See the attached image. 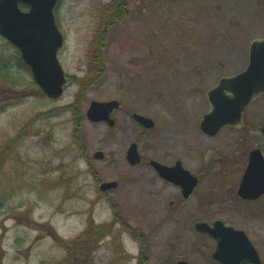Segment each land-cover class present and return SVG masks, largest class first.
<instances>
[{"label": "rangeland", "instance_id": "rangeland-1", "mask_svg": "<svg viewBox=\"0 0 264 264\" xmlns=\"http://www.w3.org/2000/svg\"><path fill=\"white\" fill-rule=\"evenodd\" d=\"M112 2L59 1L67 82L58 99L0 36V264H61L93 227L107 234L91 248L95 264H139L141 241L143 264H219L215 241L195 229L214 220L244 231L264 264V195H237L250 151L264 147V92L238 125L215 136L200 128L209 91L244 71L251 44L264 38V0H129V16L110 29L100 76L96 44ZM112 100L125 113L115 130L88 119L93 101ZM130 112L155 129L142 135ZM135 141L145 158H177L203 174L195 195L168 206L154 174L126 164ZM112 181L118 187L103 193L99 183Z\"/></svg>", "mask_w": 264, "mask_h": 264}, {"label": "water", "instance_id": "water-1", "mask_svg": "<svg viewBox=\"0 0 264 264\" xmlns=\"http://www.w3.org/2000/svg\"><path fill=\"white\" fill-rule=\"evenodd\" d=\"M59 0H0V36L16 47L23 61L29 66L35 82L51 99H58L64 93L67 82L58 59V51L64 44L55 16ZM21 4L28 6L27 10ZM264 92V38L254 41L250 46L247 68L233 77L222 78L217 87L208 93L212 110L201 122V129L210 136L216 135L227 125H238L243 112L259 94ZM119 107V101H93L87 111L92 122H107L112 111ZM134 118L145 128H153L154 121L146 116L135 114ZM264 134V127L262 128ZM132 164L139 162L137 144L128 150ZM96 157H103L97 153ZM165 175L163 167L153 163ZM178 176L185 184L188 196L197 185V178L184 170L180 164ZM189 183V185H188ZM183 184V183H181ZM116 181L103 182L101 191L116 189ZM264 195V153L256 148L249 154L247 168L241 180L238 196L247 201L257 200ZM197 230L210 233L217 240L213 258L221 264H261L259 253L247 234L218 220L213 227L207 223L196 224ZM177 264H190L180 260Z\"/></svg>", "mask_w": 264, "mask_h": 264}, {"label": "flooded vegetation", "instance_id": "flooded-vegetation-1", "mask_svg": "<svg viewBox=\"0 0 264 264\" xmlns=\"http://www.w3.org/2000/svg\"><path fill=\"white\" fill-rule=\"evenodd\" d=\"M135 114L136 113H131L130 114V119L134 122V124L139 125L142 128V130H143L142 131V135L145 134V133H147V132H149V131H153L155 129V126H156L155 121H154V127L153 128H150V129L145 128L144 126H142L134 118V115ZM122 115H125V113H123L122 104L119 102V107L116 108V109H114L112 111L111 115H110V118L114 121L113 126H110L109 127L110 129L115 130L121 124L120 123V121H121L120 118H121ZM102 124H106V122H102ZM225 127L232 128V126H225ZM263 127L264 126H262L260 128V135L263 137V140H264V134L262 133V128ZM133 143H136L137 144V151L139 153V158H140L139 159V162L136 163V164H132L131 163V161L129 159V155H128V150H129V148L131 147V145ZM263 144H264V142H263ZM260 149L262 150V152H264V147L263 148H260ZM219 161H221V157L215 156L214 162H219ZM153 163L160 164L163 167V170L165 171V175L162 172L158 171V169L154 166ZM126 164L128 166L132 167V168H142L143 167L145 171L153 173L154 176L156 177L157 181L161 184L163 193H164L165 197H167L166 198L167 201H168L167 204H168V206H171V208L172 207H175L177 205H181V204L189 201L195 195V192L199 188V185L202 182V178H203V174L202 175L201 174H197L196 172H194L193 170H191L190 168H188L185 165V163L182 160H180V159L172 158L171 161L167 162L164 159H160V158H153V157H147V158H145L144 155H143V153H142V151H141V144H140V142H136V141L135 142H131L130 145H129V147L127 148V151H126ZM178 164H180L181 167L184 170L190 172L193 177H196L197 178V185L189 193L188 196H185L186 193L188 192L187 189H185V186L187 184H185L183 181H181V179H179V177H177L178 176V173H179V170H178L179 168L177 167ZM208 165L211 166V165H213V163L212 162L211 163H208ZM213 171L219 172V171H217L216 165L214 166V170ZM222 173H224L225 176H228V172H223L222 171ZM241 179H242V177H241ZM102 183L103 182H100L99 183L100 187H101V184ZM181 183H183V184H181ZM188 185H189V183H188ZM215 190L216 189H212V190L209 191V193L212 194ZM237 191H238V189H237ZM234 205L237 207V205H239V204L236 203ZM216 221L217 220H214L211 224H209L210 227H213ZM196 224H195V229L197 230ZM225 225H227V224L225 223ZM227 226H229V225H227ZM197 232L200 234V236L203 239L204 238H209L211 240H214L215 241V244H216V247L215 248H217V240L210 233H207V232L204 233V232H201L199 230H197ZM214 252H213V254H214ZM247 264H251V263H247ZM261 264H262V262H261Z\"/></svg>", "mask_w": 264, "mask_h": 264}, {"label": "trees", "instance_id": "trees-1", "mask_svg": "<svg viewBox=\"0 0 264 264\" xmlns=\"http://www.w3.org/2000/svg\"><path fill=\"white\" fill-rule=\"evenodd\" d=\"M129 0H113L112 4L104 10L102 22V32L101 37L98 39L96 44L97 49L101 53L94 58L95 65L98 67L100 76H104L106 73L105 57L102 51H104L105 46L109 42L110 29L114 23H120L129 16ZM22 67L29 70V67L20 59ZM94 228L91 229L90 233H84L80 237L76 238L73 246H67L68 254L66 255L64 261L61 264H95L93 254H90L91 248L99 245L107 234L102 235L103 230L100 233H94ZM131 232V230L129 229ZM108 237V236H107ZM141 253L139 257V264L142 262V249L143 241L140 242ZM73 251V254L71 253Z\"/></svg>", "mask_w": 264, "mask_h": 264}]
</instances>
